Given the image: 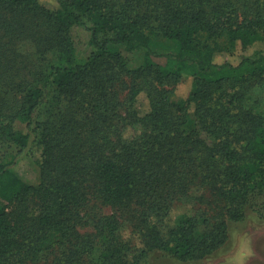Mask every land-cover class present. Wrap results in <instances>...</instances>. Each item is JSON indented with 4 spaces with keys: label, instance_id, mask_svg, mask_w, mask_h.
I'll use <instances>...</instances> for the list:
<instances>
[{
    "label": "trees",
    "instance_id": "obj_1",
    "mask_svg": "<svg viewBox=\"0 0 264 264\" xmlns=\"http://www.w3.org/2000/svg\"><path fill=\"white\" fill-rule=\"evenodd\" d=\"M76 27L91 33L83 65ZM1 30L0 63L11 58L16 74L2 78L0 67V92L9 83L20 106L0 95V264H146L153 252L197 262L247 209L264 221V112L246 106L249 88H264V0H0ZM20 42L38 57L23 80ZM161 42L173 52L159 53ZM184 82L191 90L175 116L164 95ZM128 129L139 132L127 139ZM24 153L41 169L39 187L10 167ZM196 186L221 216L182 215L171 227L173 204ZM89 196L145 225L139 254L129 260L115 215L79 232Z\"/></svg>",
    "mask_w": 264,
    "mask_h": 264
},
{
    "label": "rangeland",
    "instance_id": "obj_2",
    "mask_svg": "<svg viewBox=\"0 0 264 264\" xmlns=\"http://www.w3.org/2000/svg\"><path fill=\"white\" fill-rule=\"evenodd\" d=\"M2 37H5V31L3 30L0 31V39ZM70 37L74 45L77 62L79 65H83L93 52V47L90 45L91 33L85 28L76 27L72 29ZM5 42H7L6 38L3 39V43ZM17 45H20L19 50L22 49V57H20V59H23V61H19L22 64H18V67H22V70H18L17 74L20 75V80L29 79V75H27L26 70L23 68L27 67L29 70H35L37 68L36 62H38V57L34 54L36 50L29 43L24 44L20 42ZM156 50L159 53L173 52L174 46L168 42H161L156 45ZM130 60L132 66H138L142 62V56L132 55ZM2 66L3 72L7 69V73L2 75V78L13 79L15 82L14 74H16V69H13L12 59H2L0 67ZM8 85L9 83H4L2 85L6 86V88L1 89L2 92H0V95L6 98L7 107L10 108V110H15L20 106V103L16 100L20 98V96L16 91L7 92ZM168 90L169 93L164 95V97L170 106L169 109L171 113L175 116H183L179 111L183 109L182 100L188 97L191 85L184 82L174 90V93L170 92L172 91L171 87H169ZM120 98L125 102L127 100V94L120 93ZM246 99L247 107L256 106V108H258L257 112H264V88L260 87V85H254L249 88ZM137 109L142 115L148 112L149 104L145 95L139 97ZM10 112L11 111H9V113ZM185 121L184 130L193 129L197 122L196 118L193 116H185ZM138 132L139 130L135 131L134 129H128L125 132V136L127 139H131L132 136ZM3 151L6 152L7 155L15 154L12 148L7 150L5 147ZM11 160H13V164L10 167L19 179L30 186H40L42 182L41 169L26 153L19 156L16 160L14 157H11ZM199 189V186L194 187L185 198H180L178 202L173 204L172 211L167 218L171 220V227L174 226L177 218L182 215L205 217L211 221H215L221 216L222 207L215 202H210L206 191L204 192V190ZM111 215H115L122 224L123 240L128 239L132 244L134 252L129 256L130 260L133 258L132 256L139 254L144 248L141 230L144 229L145 225H140L139 222L133 218V213L129 212V210L113 208L104 204L98 198L89 196L87 202L81 208L83 225L79 228V232L82 234L92 233L94 231V224L98 219ZM146 264H264V221L260 220L253 211L247 209L246 221L237 225L229 224L228 239L225 245L212 256L202 261L182 263L173 258H168L162 253L153 252L149 254Z\"/></svg>",
    "mask_w": 264,
    "mask_h": 264
}]
</instances>
